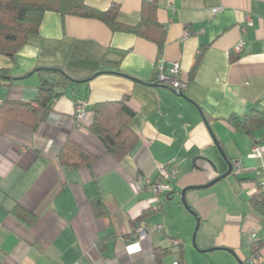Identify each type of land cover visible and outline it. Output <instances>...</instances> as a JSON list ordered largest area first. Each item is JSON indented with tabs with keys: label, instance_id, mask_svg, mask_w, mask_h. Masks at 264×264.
<instances>
[{
	"label": "crops",
	"instance_id": "1",
	"mask_svg": "<svg viewBox=\"0 0 264 264\" xmlns=\"http://www.w3.org/2000/svg\"><path fill=\"white\" fill-rule=\"evenodd\" d=\"M84 2L98 12L116 5L125 26L153 18L160 29L149 35L162 33L164 42L159 49L94 19L47 12L12 59L0 54V264H253L256 255L264 264V214L251 202L262 186L264 151L249 157L253 146L264 147V125L253 143L229 123L264 110V0ZM174 63L187 84L182 92L157 82L158 68ZM41 68H59L74 82L34 123L8 115L5 103L35 100ZM125 97L137 140L115 161L75 113L78 104L91 113ZM67 143L95 159L62 165ZM217 146L241 169L187 192L199 219L194 245L196 224L180 192L227 172ZM161 166L172 191L156 199L150 183ZM141 223L151 234L128 255Z\"/></svg>",
	"mask_w": 264,
	"mask_h": 264
},
{
	"label": "trees",
	"instance_id": "2",
	"mask_svg": "<svg viewBox=\"0 0 264 264\" xmlns=\"http://www.w3.org/2000/svg\"><path fill=\"white\" fill-rule=\"evenodd\" d=\"M85 0H0V54L12 59L25 45L28 37L38 32L43 15L47 12L58 13L62 16H75L85 19H94L106 25L112 32L132 33L154 42L160 49L164 42V35L150 30L160 29L158 24L150 17H142L136 26H125L116 22L118 7L111 5L106 11L98 12L85 5ZM151 5L150 8H152ZM198 57L196 59V62ZM196 64V63H195ZM40 75L37 87V96L29 103L10 102L4 107L9 113H19L29 122L36 121L37 113L41 109L51 106V100L57 99L69 82H73L59 68H41L36 70ZM127 98L120 101L103 102L94 105L91 109L89 132L97 137L110 157L115 161L122 160L136 143L137 137L129 129L133 112L126 105ZM229 123L237 130L250 135L253 143L254 131L264 125V110H252L241 119L231 118ZM59 161L64 166L77 167L94 160L82 148L65 144L62 148ZM232 172L233 169H232ZM254 208L264 214V190L258 188L251 200ZM261 245L255 247L258 251ZM181 249V245H178ZM159 251H155L158 256Z\"/></svg>",
	"mask_w": 264,
	"mask_h": 264
},
{
	"label": "built area",
	"instance_id": "3",
	"mask_svg": "<svg viewBox=\"0 0 264 264\" xmlns=\"http://www.w3.org/2000/svg\"><path fill=\"white\" fill-rule=\"evenodd\" d=\"M217 12H218L217 9L212 10L213 14H216ZM246 23H247V27L251 26V20L249 16H247L246 18ZM187 35L188 34H186L185 36ZM242 48H243V43L240 42L237 46L233 48V52L235 54H238L241 52ZM157 82L161 85L169 86L179 92L184 91L187 87L186 82H184L181 78L179 64L177 63H174L168 67H164V66L159 67L157 71ZM91 116L92 114L85 110L84 104L77 105L75 117L79 123L90 122ZM263 151H264L263 146L255 145L253 146L249 157L251 158L260 157ZM232 168L234 172L239 171L241 169L240 162L234 163ZM261 172L263 175L262 186L264 187V167L262 168ZM150 190L156 199H159L172 191L171 175L167 171L166 167L161 166L158 168L156 178L154 179V181L150 183ZM161 228H162L161 225H156L154 227V230L158 231ZM150 234L151 231L144 223L139 224V226L136 228L135 231V241L131 245L125 247L126 253L128 255H133L141 252L140 243L144 241ZM252 237H255V232H253ZM172 246L177 247L178 243L174 241L172 243ZM258 260H259V256L256 255L251 259V263L257 264Z\"/></svg>",
	"mask_w": 264,
	"mask_h": 264
},
{
	"label": "water",
	"instance_id": "4",
	"mask_svg": "<svg viewBox=\"0 0 264 264\" xmlns=\"http://www.w3.org/2000/svg\"><path fill=\"white\" fill-rule=\"evenodd\" d=\"M74 82V81H73ZM147 86H150V87H156L157 84H146ZM181 95V94H180ZM217 149H218V152L220 154V156L222 157V159L226 162L227 166H228V170L225 174H222L221 176L215 178L214 180H212L211 182H209L208 184L204 185V186H199V187H188V188H185L183 189L181 192H180V197H181V204L182 206L184 207V209L189 213L191 214L192 216H194L196 218V228H195V231L193 233V236H192V242L193 244L195 245V235L197 233V230H198V227H199V219L197 218V216L195 215V213L191 210L189 204L187 203L186 201V194L188 191H199V190H203V189H207V188H210L212 187L213 185H215L216 183L220 182L221 180L225 179L226 177H228L231 173H232V166L227 162L226 158H225V155H224V152L222 151V149L217 146ZM211 251V250H210ZM209 252V251H207ZM230 253H232L230 251Z\"/></svg>",
	"mask_w": 264,
	"mask_h": 264
},
{
	"label": "rangeland",
	"instance_id": "5",
	"mask_svg": "<svg viewBox=\"0 0 264 264\" xmlns=\"http://www.w3.org/2000/svg\"><path fill=\"white\" fill-rule=\"evenodd\" d=\"M188 203V202H187ZM190 206V205H189ZM184 209V208H183ZM185 210V209H184ZM185 212H187L186 210H185ZM187 214H189L188 212H187ZM192 216V215H191ZM193 218H194V221H195V224H196V218L194 217V216H192ZM195 250V249H194ZM196 251V250H195Z\"/></svg>",
	"mask_w": 264,
	"mask_h": 264
}]
</instances>
